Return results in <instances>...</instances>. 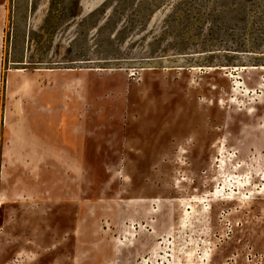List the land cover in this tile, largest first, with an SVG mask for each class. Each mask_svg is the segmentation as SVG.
<instances>
[{
	"label": "rangeland",
	"instance_id": "rangeland-1",
	"mask_svg": "<svg viewBox=\"0 0 264 264\" xmlns=\"http://www.w3.org/2000/svg\"><path fill=\"white\" fill-rule=\"evenodd\" d=\"M0 264H264V0H0Z\"/></svg>",
	"mask_w": 264,
	"mask_h": 264
}]
</instances>
